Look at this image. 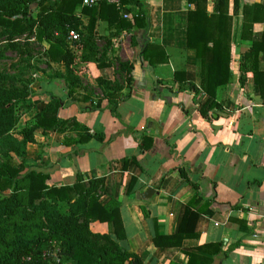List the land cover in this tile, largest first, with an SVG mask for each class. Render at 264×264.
I'll return each mask as SVG.
<instances>
[{
  "label": "crops",
  "instance_id": "crops-1",
  "mask_svg": "<svg viewBox=\"0 0 264 264\" xmlns=\"http://www.w3.org/2000/svg\"><path fill=\"white\" fill-rule=\"evenodd\" d=\"M145 1L150 6L149 28L123 32L114 46L116 57L133 64L130 75L116 66H77L83 83L77 97L90 93L94 103L68 97L67 84L54 76L66 74L63 63L34 60V106L40 109L52 97L60 98V119L76 118L92 136L104 138L82 143L78 132L39 129L36 143L27 147L28 160L50 173L49 184L57 187L72 186L78 175L84 187L94 173L103 178L100 203H121L127 238L120 243L144 264H188L187 253L213 258L200 249L206 244L231 250L229 257H215L213 264H264V98L253 73L246 74L244 83L240 79V58L251 45L241 39L243 8L264 6V0H230L233 78L218 87L220 109L208 117L201 113L208 96L200 89V62L188 47V10L193 6L187 0ZM208 11L218 13L219 0H208ZM96 32L109 36L108 23L98 20ZM263 35L264 20L254 25L252 37L261 41ZM41 47L45 51L49 44ZM152 57L167 60L154 67L148 61ZM259 66L264 72V53ZM176 72L185 73L186 87L176 81ZM99 77L124 87L116 100L117 115L98 87ZM97 102L98 109H88ZM179 169L187 171L199 189L184 180ZM149 189L154 192L147 195ZM196 197H201L197 210H203L196 225L199 238L185 240L182 248L156 247L155 235L176 234L188 203ZM90 229L116 237L113 222L92 221Z\"/></svg>",
  "mask_w": 264,
  "mask_h": 264
},
{
  "label": "trees",
  "instance_id": "trees-1",
  "mask_svg": "<svg viewBox=\"0 0 264 264\" xmlns=\"http://www.w3.org/2000/svg\"><path fill=\"white\" fill-rule=\"evenodd\" d=\"M187 2L193 6L188 10V47L195 50L200 62V89L208 96L201 113L208 117L220 109L216 102L218 87L229 84L233 78L234 18L229 11L230 0H219L218 13L208 11V0ZM82 3L83 0H0V38L18 48L21 57L13 65L12 74L0 72V264H144L120 243L127 238L121 203L115 200L106 205L100 203L105 186L103 178L94 173L84 187L78 175L72 186L57 187L49 184L50 173L35 168L28 160L27 147L36 143L39 129L45 133L78 132L82 143L93 137L100 141L104 138L99 134L92 136L89 128L76 118L60 119L59 112L64 106L60 98L52 97L40 109L34 106L31 87L34 60L44 58L47 63H63L66 74L54 76H60L67 84L68 97L94 103L95 97L90 93L89 97H77L83 87L77 66L90 63L99 68L116 66L130 75L134 66L114 55L115 42L123 32L150 26V6L145 0H120L119 4L101 0L99 6L85 7L79 13ZM243 17L241 39L250 41L251 45L240 58L241 83L247 73H253L264 98V72L259 66L264 35L261 41L252 37L254 25L264 20V6L245 5ZM98 20L108 23L109 36H96ZM70 30L79 33V41H69ZM22 37L25 43L14 42ZM32 37L36 42L31 41ZM44 42L49 47L41 51ZM166 60L148 58L154 67ZM175 79L182 88L188 84L184 72H176ZM132 81L131 77L127 78L128 86ZM97 83L109 101L111 112L117 115L116 100L122 96L124 87L101 77ZM189 88L195 90L196 85ZM96 104L88 109H98L100 103ZM179 172L199 189L200 185L191 180L187 171L179 169ZM200 203L201 197L191 200L179 231L172 235L156 234L154 245L182 248L185 240L199 238L196 225L203 211L197 210ZM206 214L212 216L213 212ZM92 221L113 222L116 237L93 233ZM200 249L211 253L213 258L187 253L188 264H213L215 257H229L231 251H224L222 244H206Z\"/></svg>",
  "mask_w": 264,
  "mask_h": 264
},
{
  "label": "rangeland",
  "instance_id": "rangeland-1",
  "mask_svg": "<svg viewBox=\"0 0 264 264\" xmlns=\"http://www.w3.org/2000/svg\"><path fill=\"white\" fill-rule=\"evenodd\" d=\"M14 42L23 44L25 43V38H17L14 40ZM36 49L39 51L38 47ZM17 50L18 48L13 47L7 42H4V39L0 38V55H2L0 58V72H5L7 74L13 73V65H15L21 58L20 53ZM40 50L42 51V49ZM25 119L26 118L22 120V124L24 123Z\"/></svg>",
  "mask_w": 264,
  "mask_h": 264
},
{
  "label": "built area",
  "instance_id": "built-area-1",
  "mask_svg": "<svg viewBox=\"0 0 264 264\" xmlns=\"http://www.w3.org/2000/svg\"><path fill=\"white\" fill-rule=\"evenodd\" d=\"M100 1L101 0H83V3H82L80 10H79V13H81L85 7L99 6ZM105 1H107L110 4H119L120 3V0H105ZM126 17H128V16H126ZM79 40H80L79 33H77L74 30H70L69 31V41L76 42Z\"/></svg>",
  "mask_w": 264,
  "mask_h": 264
},
{
  "label": "water",
  "instance_id": "water-1",
  "mask_svg": "<svg viewBox=\"0 0 264 264\" xmlns=\"http://www.w3.org/2000/svg\"><path fill=\"white\" fill-rule=\"evenodd\" d=\"M152 192H154V190L153 189H149L148 192H147L148 193L147 195H149V193H152ZM147 195H145V197H147Z\"/></svg>",
  "mask_w": 264,
  "mask_h": 264
}]
</instances>
